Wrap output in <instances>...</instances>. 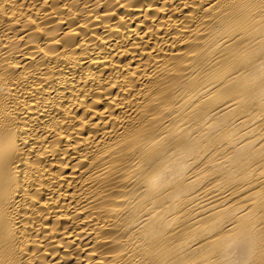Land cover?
Masks as SVG:
<instances>
[{
    "label": "bare ground",
    "instance_id": "6f19581e",
    "mask_svg": "<svg viewBox=\"0 0 264 264\" xmlns=\"http://www.w3.org/2000/svg\"><path fill=\"white\" fill-rule=\"evenodd\" d=\"M0 264H264V0H0Z\"/></svg>",
    "mask_w": 264,
    "mask_h": 264
}]
</instances>
